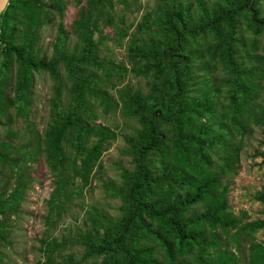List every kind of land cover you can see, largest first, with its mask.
I'll return each instance as SVG.
<instances>
[{
  "label": "trees",
  "instance_id": "16d2710c",
  "mask_svg": "<svg viewBox=\"0 0 264 264\" xmlns=\"http://www.w3.org/2000/svg\"><path fill=\"white\" fill-rule=\"evenodd\" d=\"M263 1L155 0L130 35L125 67L99 59V46L106 27L127 36L118 26L123 18L115 21L116 6L127 0H74L76 18L69 29L58 22L49 57L38 46L39 32L62 18L65 2L8 0L0 13V118L10 108L27 116L36 73L55 84L46 129L31 133L28 152L29 159L42 152L55 177L48 225L82 198L101 169L102 153L117 138L96 123L100 114L119 110L135 122L123 137L132 168L119 165V184H103L105 196L120 202L119 216L83 205L86 219L75 237L41 240L45 264L74 245L83 249L81 258L68 255L56 264H162L155 246L166 264H238L235 253L221 248V235L238 251L242 237L248 238L245 264H264V241L253 236L264 229V218L243 222L234 216L223 181L236 173L251 125L264 126L258 103L263 58L250 56L239 38L242 26L252 35V49L260 44ZM217 70L221 77H213ZM122 74L145 79L147 90L121 87L118 100L112 98L108 90ZM6 147L0 143L2 164L11 163L1 151ZM19 193H0V214L14 207ZM255 200L264 205V192Z\"/></svg>",
  "mask_w": 264,
  "mask_h": 264
},
{
  "label": "rangeland",
  "instance_id": "374dc122",
  "mask_svg": "<svg viewBox=\"0 0 264 264\" xmlns=\"http://www.w3.org/2000/svg\"><path fill=\"white\" fill-rule=\"evenodd\" d=\"M65 10L61 19L56 18L51 24L41 27L39 32L38 46L45 57L51 54V45L56 35L58 22L61 21L66 29L76 18L77 7L74 0H63ZM127 5L116 6L115 21L123 18V24H119L127 36L119 38L114 28L106 27L103 35L106 36L99 46V59L113 61V65L126 62V47L130 35L134 33L137 23L143 14L154 8L155 0H127ZM261 14L264 17V1L261 3ZM117 26V25H116ZM241 41L244 42L245 51L252 56L263 58V79L259 90L258 103L264 109V35L260 37V44L253 50L249 40L252 35L244 32L240 26ZM97 38V36H95ZM70 42L74 37L70 35ZM252 63L253 60L250 59ZM217 70L213 77H221ZM115 89H109V95L118 100L116 90L121 87L130 89L147 90L146 80L134 77L131 74L121 75L114 78ZM54 81L45 73L39 72L34 75L30 106L27 116L17 115L14 108H10L7 117L0 118V143L7 144L2 148L10 164L0 163V193L8 194L13 188H20V193L13 208L0 214V264H45L44 257L40 252L41 240L75 237L84 227L86 219L85 208L94 207L106 213L110 217L119 216L118 207L120 202L117 199L107 198L104 193L103 184L111 180L119 184L118 166L122 165L131 169L130 159L123 153L125 143L123 137L131 133L135 122L122 117L119 110L110 112L107 115L100 114L96 123L109 126L117 133V138L112 141L100 158L101 169L95 172L91 184L83 191L82 198L73 201L67 206L61 219L54 225H48L45 221L47 216V201L54 188V175L49 171L44 162V155H35L29 159L28 152L32 150L31 133L42 134L46 129L49 120V98L53 94ZM10 96V93H9ZM252 132L247 133L244 138V147L240 152L239 163L236 173L224 178L228 184V203L231 213L240 218L243 222H251L264 218V205L255 200L257 193L264 192V126L251 125ZM12 167L13 165H15ZM202 209H195L194 214H199ZM234 231H231V233ZM258 242L264 241V229L253 234ZM222 249L235 253L238 257V264H245L249 247L248 238L242 237L240 250L235 248L232 241L223 240L221 235ZM157 256L162 264H166L162 250L155 246ZM83 249L74 245L66 247L60 254H54V262H61L68 255L72 261L81 258ZM82 264H95L94 260H87ZM186 264H193L187 260Z\"/></svg>",
  "mask_w": 264,
  "mask_h": 264
},
{
  "label": "water",
  "instance_id": "95a60500",
  "mask_svg": "<svg viewBox=\"0 0 264 264\" xmlns=\"http://www.w3.org/2000/svg\"><path fill=\"white\" fill-rule=\"evenodd\" d=\"M8 0H0V13H2L6 6H7Z\"/></svg>",
  "mask_w": 264,
  "mask_h": 264
}]
</instances>
